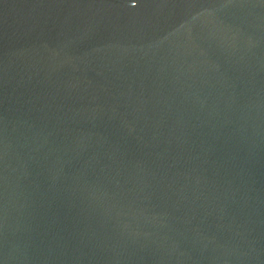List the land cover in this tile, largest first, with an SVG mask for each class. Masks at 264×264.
Segmentation results:
<instances>
[{
  "label": "water",
  "instance_id": "water-1",
  "mask_svg": "<svg viewBox=\"0 0 264 264\" xmlns=\"http://www.w3.org/2000/svg\"><path fill=\"white\" fill-rule=\"evenodd\" d=\"M0 264H264V0H0Z\"/></svg>",
  "mask_w": 264,
  "mask_h": 264
}]
</instances>
